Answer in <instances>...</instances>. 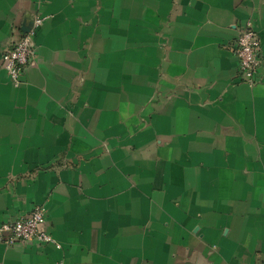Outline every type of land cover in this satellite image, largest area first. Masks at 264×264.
<instances>
[{
    "label": "crops",
    "instance_id": "1",
    "mask_svg": "<svg viewBox=\"0 0 264 264\" xmlns=\"http://www.w3.org/2000/svg\"><path fill=\"white\" fill-rule=\"evenodd\" d=\"M38 14L16 84L2 54ZM35 204L60 246L0 264H264V0H0V224Z\"/></svg>",
    "mask_w": 264,
    "mask_h": 264
},
{
    "label": "built area",
    "instance_id": "2",
    "mask_svg": "<svg viewBox=\"0 0 264 264\" xmlns=\"http://www.w3.org/2000/svg\"><path fill=\"white\" fill-rule=\"evenodd\" d=\"M45 19L44 15H36L29 29L23 32L20 38L2 54V66L16 84L23 81L27 66L33 63L36 58L34 37ZM239 29V34L233 43L234 53L239 59L238 71L246 82L253 83L262 63L261 38L251 19L246 20ZM46 223L45 206L35 204L26 214L0 224V241L7 245L36 241L60 246Z\"/></svg>",
    "mask_w": 264,
    "mask_h": 264
},
{
    "label": "water",
    "instance_id": "3",
    "mask_svg": "<svg viewBox=\"0 0 264 264\" xmlns=\"http://www.w3.org/2000/svg\"><path fill=\"white\" fill-rule=\"evenodd\" d=\"M25 31H27L28 29H29V27L27 26H25L24 28H23Z\"/></svg>",
    "mask_w": 264,
    "mask_h": 264
}]
</instances>
